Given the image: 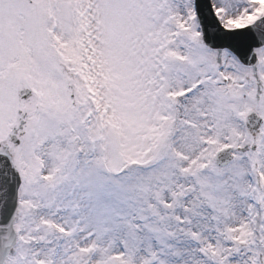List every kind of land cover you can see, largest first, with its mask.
Here are the masks:
<instances>
[{"label":"snow or ice","instance_id":"6c2138e0","mask_svg":"<svg viewBox=\"0 0 264 264\" xmlns=\"http://www.w3.org/2000/svg\"><path fill=\"white\" fill-rule=\"evenodd\" d=\"M0 264H264V0H0Z\"/></svg>","mask_w":264,"mask_h":264}]
</instances>
